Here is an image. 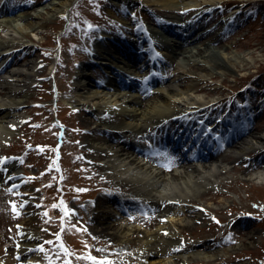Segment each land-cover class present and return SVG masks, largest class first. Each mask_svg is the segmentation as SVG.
<instances>
[{"label": "rangeland", "instance_id": "374dc122", "mask_svg": "<svg viewBox=\"0 0 264 264\" xmlns=\"http://www.w3.org/2000/svg\"><path fill=\"white\" fill-rule=\"evenodd\" d=\"M49 1L0 0V14L7 9L14 10L10 14L37 9ZM65 2L68 5L63 11L31 19L43 23L35 34L30 32L19 37L7 28L0 29L1 48L5 47L2 56H6L3 60L8 65H20L27 60L39 65L32 82L19 92L20 107L15 112L14 122L6 124L10 133L1 134L0 139V157L7 158L6 167L17 164V172L10 182L18 183L14 188L8 187V181L0 176V264H100L104 261L173 264L169 252L148 256L147 252L140 251L137 232H157L170 221L161 215L159 208L140 198L136 183L115 176V170L106 162L108 157L113 158L106 154L111 153L106 148L107 142L114 148L119 144L117 140L111 142L109 131L96 124L99 118L115 117L111 109H106L112 104L107 101L109 98L103 99L101 94L122 93L117 104L112 105L117 114L141 113L148 102L159 97L157 86L174 84L186 89L185 85L195 80L199 70H193L195 73L190 70L178 78L174 69L176 63L163 57L164 49L151 41L148 30L162 41L177 42L170 40L174 37L159 27L166 25L162 24L163 9H158L159 5L145 0ZM203 6L197 14L194 11L182 14L181 21L189 24L197 20L207 31L203 39L194 44L201 46L214 40L215 44H210L217 47L223 59L235 55L241 62L233 66L227 64L221 67L224 73L215 72L195 82L202 90L194 94H201L208 101L179 115L186 128L190 126L193 137L197 136L196 130L199 131L203 122L204 131L198 142L192 141L190 136L188 146L196 143L201 150L214 149V146L200 144L212 139L219 143L217 149L207 153L204 156L207 159L198 158V152L193 151L181 155L180 159L172 154L157 153L158 143L164 145V132L168 131L172 116L159 117L158 123L133 132L131 138L117 136L115 139L126 143L125 153L161 170V174L172 173L168 175L173 177L177 176L174 170H189L201 161L206 163L204 165L227 164L226 169H219L221 180L186 198L190 200L183 202L182 209L189 208V211L178 210L177 216L171 215L190 220V224L176 230L182 239L181 246L175 247L183 250L188 245L211 256L183 259L175 264H264V182L253 178V172L264 171V145L250 146L241 156H233L228 144L233 136H238L233 146L237 148L244 139L264 132V0H218ZM174 9L182 11L184 7L180 3V8ZM166 13L169 17L179 16L169 10ZM199 15L204 16L199 18ZM171 27L183 30L179 26ZM126 48L131 50L125 51ZM99 54L106 58L103 64L93 61ZM139 57L143 58L140 63L143 66L135 69L132 64ZM115 60L134 71L118 69L113 64ZM87 62L95 66L88 67ZM190 65L193 67V63ZM111 66L116 69L115 73L111 72ZM167 66L172 67L169 70L171 74L176 73L174 76L166 77ZM111 75L116 76L109 79L115 85L101 86ZM150 90L153 94L145 96ZM93 94H97L99 103L87 101ZM132 96L139 98V102L127 101L126 98ZM231 103L235 111L228 110ZM215 119L218 125L211 134ZM58 129L63 135L62 143L55 138ZM218 130H222L221 135ZM171 136L166 135L168 139ZM132 144L144 145L151 157L132 153ZM58 152L60 157L56 158ZM12 154L18 157H11ZM185 158L190 160L185 161ZM4 167L0 164L2 176ZM110 199H114L116 205ZM177 204L175 202L178 208ZM103 206L112 212L108 219L115 226L118 223L125 226L127 235L113 236L108 233L113 229L103 232L96 227L97 220L105 217L99 212ZM60 227H63V241L50 248L47 238L55 235ZM26 234H33L34 239L26 248L23 261L18 248ZM144 255L157 258L158 262L149 263Z\"/></svg>", "mask_w": 264, "mask_h": 264}, {"label": "bare ground", "instance_id": "6f19581e", "mask_svg": "<svg viewBox=\"0 0 264 264\" xmlns=\"http://www.w3.org/2000/svg\"><path fill=\"white\" fill-rule=\"evenodd\" d=\"M145 1L149 4L155 3L156 5L160 6V8L158 9H163L162 24L166 25H160L159 27L161 30L166 31V33L174 37V39L171 38L170 40L177 41L174 43H169V41L167 40L162 41L156 36H153V34H156L155 32L153 33L151 30H148L151 41L156 44L157 47H160L161 50L164 49L165 54L163 53V57L165 56L167 60H170V62L176 63V67H174V69L175 71H177V77L179 78L188 74L190 70L199 71L195 74V80L185 85L186 89L178 88L177 85L174 84H165V86L162 88L157 86V89L159 90L157 91L159 92V97H157L154 101L148 102L145 109L141 113L135 112L127 114H117L113 110L112 105L117 104V102L119 101L118 97L121 96L122 93L115 92L113 93V95L107 96V92L106 94L104 92L103 94H105L107 97L102 96V94L100 96L106 100L107 98H109L107 101L111 102L112 104L107 105L106 109H111L110 111L115 114V117L113 119L107 117L99 118L100 120L96 124V127H102L105 129V131H109V140H113L111 142H115L114 140H117L116 144H119L118 148H114L110 147V145L112 144L107 142L108 146L106 148L107 151L111 152L106 154L112 155L113 157H108L106 162H108L110 164V167L115 170V176H121L125 180L129 179L131 182L136 183L137 189L140 191L137 194L141 196L140 198L143 201L150 203L152 207L159 208V211H161V215L167 217L170 221V223L164 224L162 225V227L160 226L157 232L148 230H145L144 232L138 230L139 232H137V234H140V238L138 241V243L140 244V251L147 252L146 255L148 256H153L156 254L158 255L162 253L165 254L169 252L171 254V261H174L173 264H175V261H180L183 259L190 260L193 258L211 256L206 251H198L191 246L187 247L188 245H185L183 250L181 251H174V249H177L175 245H179L181 243L180 240L182 239V237L178 233L179 231L176 232V230H180V226H183L184 224H190V220L187 217L175 218L171 215L177 216L179 213L176 214L175 212L178 210L189 211V208L184 207L182 209L183 205H185L183 202L186 200H190L186 198L190 195V197H194L201 189H204L209 185H213V182H218L219 180H221L223 176L220 175L219 169H226L227 164H223L224 162H221V165L218 166L216 163L210 162L208 165H204L206 163L202 164L201 161L192 165L189 170H174V173L177 176L173 177L171 175H168L172 173L161 174V170L152 168L149 165L142 163L141 161L136 159L135 155L131 153H125L123 150L124 146H126V143L124 141H120V139L115 138L117 136L131 138L133 137V132H140L141 130H143L144 126L158 123L159 117L164 116H172V121L174 120L173 122L175 123L174 132L176 134H178L180 131H184V129L186 128V124L182 121L179 113L190 111L192 108L200 106L208 101L205 96L201 94H194L202 90L200 87H197L198 85L197 83L195 84V82L202 80L203 77H208L215 72L224 73V68L221 69V67L227 64L233 66L234 63L241 61L240 59L238 60V57H236L235 55H230L223 59V55L218 49H216L217 47L210 44H215L214 40H209L201 46L195 45V42L200 41L206 35L207 31H204L203 24L199 23L197 20H194L189 24L187 23V21H181L184 18V16L182 15L183 13L187 12L188 14L190 11V13L194 11L193 13L197 14L203 10V5H211L218 0H180L182 7H184L182 11L174 9L180 8V3L177 0ZM66 5H68V3L65 2V0H51L46 5L42 6L43 8L40 7L32 10L23 9L14 14H10L14 10L7 9L4 13L0 14V29L7 28V30H11L12 32L17 33L19 37L27 36L30 32L35 34L39 30V28L43 26V23L31 20L32 18L38 16L42 18L45 14L51 15L52 13L55 14L59 11H63ZM168 10L173 11V13L179 16L169 17V15L166 13ZM202 16L199 15V18H201ZM165 21L169 22L170 24L168 25V23H163ZM171 25L179 26L183 28V30L179 31L176 28L171 27ZM119 45L124 48L122 42H120ZM2 46L3 45L0 44V59H2V62L0 63V111L4 109V113L0 114V139L1 134L10 133L6 124H11L14 122L15 112L20 107L19 103L21 99L19 98V92L23 87H26L28 83L32 82V76L36 74L39 68L38 63L31 60H27L26 62H23L22 64L16 66H10L6 64L3 60L6 56H2L5 52V47H3L2 49ZM22 48H24V46ZM124 50L128 51L131 49L126 48ZM97 57L98 59L94 58L93 61L96 60L98 64H101L106 59L101 54H99ZM116 60L113 64L115 67H118V69L126 68L131 72L134 71L127 66L124 67L122 65V62ZM142 60L143 58L141 57L135 59L132 66L135 69H140V67L143 66L142 64H140ZM87 63L85 65H87L88 67L91 65L95 66L94 64L89 65V62ZM190 63H193V67L192 65H190ZM148 64L149 63H146L147 67L149 66ZM168 66L166 69L168 70L166 77L174 76L176 73L174 72V74H171L172 70L169 69H172V67H169L168 69ZM145 67H142V69H144ZM2 69H4L3 74H1ZM115 70L116 69L112 68L111 66V72L113 71L115 73ZM107 78L108 81L106 82V84H101V86L109 87L111 84L115 85L113 83H110L111 81L109 79H114L116 78V76L113 77V75H111V77ZM151 94H153L151 90L149 92H145V96L147 97ZM96 98L97 94H93L87 99V101L89 103L93 101L94 104L99 103L98 100L96 101ZM126 99L130 102H139V98H136L135 96ZM238 116H240V113H238ZM147 121L150 122L148 123ZM236 138H238V136H233V138L230 139L228 143L229 148L232 147L230 153L232 152L233 156H241L250 146L264 145V132H261V134L259 133L257 137L253 136L250 139H244L238 144L239 147L233 148L234 144L236 143ZM188 149L190 151L200 153L199 155H201V152L203 151L196 143H192L188 147ZM131 152L136 153L134 150ZM226 156L227 154L225 155V157ZM199 158L201 159L204 157L199 156ZM185 161L187 160L185 159ZM7 164L8 163L6 162L4 165L6 166ZM16 167L17 165L15 164V162L12 163L11 166L8 165L7 169L5 168V176H2V173L0 172L1 179L3 180V178H8L9 176L12 177L13 174L17 172ZM253 178L258 181L264 182V171L257 170L253 172ZM214 185L217 186V184ZM146 186H148V188H145ZM176 198H181L182 200H172ZM111 201H113V204H115L114 199ZM175 202L179 204L178 208L175 207ZM99 212L100 216L102 215V218L103 215L105 217L103 218V220H97L98 224H96V227H99L103 232H107L108 229H113L112 232H108L113 236H124L128 234L125 230V226L119 223L115 226V223L108 219L112 216V212L106 209L105 206H103V208ZM121 212L124 213V211ZM33 239V234H31L30 236L26 234L25 237L21 239L22 244L20 245H22V247L20 246V249L18 251L26 252L25 248L32 245ZM146 255H144V257H146ZM146 258L148 259L149 263L158 262L157 258ZM167 261L168 260H165V262ZM134 264H141V262L139 261Z\"/></svg>", "mask_w": 264, "mask_h": 264}, {"label": "snow or ice", "instance_id": "6c2138e0", "mask_svg": "<svg viewBox=\"0 0 264 264\" xmlns=\"http://www.w3.org/2000/svg\"><path fill=\"white\" fill-rule=\"evenodd\" d=\"M12 179V177L11 176H9L8 177V180L10 181ZM13 187H15V185H13ZM175 250H179V249H174V251ZM100 264H113V262H111V261H104V262H100Z\"/></svg>", "mask_w": 264, "mask_h": 264}]
</instances>
